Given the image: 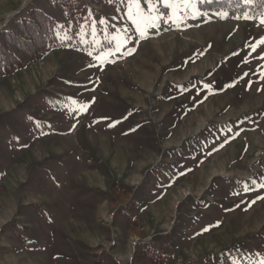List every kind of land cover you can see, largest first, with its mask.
<instances>
[{
	"label": "rangeland",
	"instance_id": "obj_1",
	"mask_svg": "<svg viewBox=\"0 0 264 264\" xmlns=\"http://www.w3.org/2000/svg\"><path fill=\"white\" fill-rule=\"evenodd\" d=\"M60 1L0 0L57 27L0 77V264H264V4L152 0L140 38L128 0Z\"/></svg>",
	"mask_w": 264,
	"mask_h": 264
},
{
	"label": "trees",
	"instance_id": "obj_2",
	"mask_svg": "<svg viewBox=\"0 0 264 264\" xmlns=\"http://www.w3.org/2000/svg\"><path fill=\"white\" fill-rule=\"evenodd\" d=\"M68 19L80 11L76 0H62L59 3ZM207 9H224L229 13L244 11L258 13L264 0H212ZM55 20L44 9L30 8L23 15L10 19L0 28V77L11 75L32 60L44 55L57 42Z\"/></svg>",
	"mask_w": 264,
	"mask_h": 264
},
{
	"label": "snow or ice",
	"instance_id": "obj_3",
	"mask_svg": "<svg viewBox=\"0 0 264 264\" xmlns=\"http://www.w3.org/2000/svg\"><path fill=\"white\" fill-rule=\"evenodd\" d=\"M247 2H251V0H247ZM164 3L165 7L174 10L176 18L172 19V17H168V19L172 20L174 24H179L183 20L184 16H186L189 11L195 7V5L192 3V0H164ZM147 4L148 9L146 10L145 8L141 7L140 0H128L126 15L135 26V30L140 38H146L147 30L150 28L158 27L159 22L162 19V17H160L158 13L156 15H153L154 8L152 5V0H147ZM261 22L264 23V20H262ZM100 23H104V21H100ZM129 39L131 38L125 35L124 43H127ZM259 44H264V38H261ZM120 47L121 45L118 44L116 51H120ZM126 51L128 52V54H131L134 51V48L126 49ZM253 51H255V46H253ZM89 55H91V52L89 53ZM87 107V105H84V110H86Z\"/></svg>",
	"mask_w": 264,
	"mask_h": 264
}]
</instances>
